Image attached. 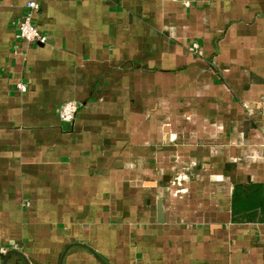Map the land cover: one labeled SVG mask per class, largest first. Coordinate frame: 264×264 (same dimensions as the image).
Here are the masks:
<instances>
[{"label": "crops", "instance_id": "crops-1", "mask_svg": "<svg viewBox=\"0 0 264 264\" xmlns=\"http://www.w3.org/2000/svg\"><path fill=\"white\" fill-rule=\"evenodd\" d=\"M27 1L0 0L1 264H264V0H36L45 43Z\"/></svg>", "mask_w": 264, "mask_h": 264}, {"label": "built area", "instance_id": "built-area-1", "mask_svg": "<svg viewBox=\"0 0 264 264\" xmlns=\"http://www.w3.org/2000/svg\"><path fill=\"white\" fill-rule=\"evenodd\" d=\"M192 0H185L189 5ZM39 4L36 0H28L25 4V12L18 23L17 38L26 43H45L47 37L40 31L33 20L34 12L38 9ZM18 90L25 92L27 87L24 83L18 82ZM80 108V103L75 100H69L61 104L59 108V117L63 121H72ZM5 253L4 248H0V264L2 256Z\"/></svg>", "mask_w": 264, "mask_h": 264}, {"label": "trees", "instance_id": "trees-1", "mask_svg": "<svg viewBox=\"0 0 264 264\" xmlns=\"http://www.w3.org/2000/svg\"><path fill=\"white\" fill-rule=\"evenodd\" d=\"M247 192V190H245ZM240 188L235 191V213L239 214L240 208L238 207V196H240ZM249 196L246 198V209H248L251 215H254L259 209L264 212V207H260V199L264 200V189L262 187L255 188L254 191H250ZM264 206V204H263ZM252 218V217H251Z\"/></svg>", "mask_w": 264, "mask_h": 264}]
</instances>
